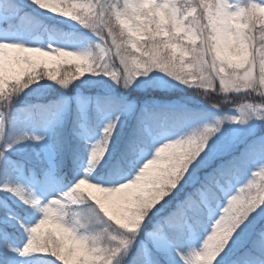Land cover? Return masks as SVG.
<instances>
[{
  "label": "snow or ice",
  "instance_id": "snow-or-ice-1",
  "mask_svg": "<svg viewBox=\"0 0 264 264\" xmlns=\"http://www.w3.org/2000/svg\"><path fill=\"white\" fill-rule=\"evenodd\" d=\"M32 5L95 40L74 50L0 39V264H22L14 254H43L47 264H264V0H0V31H14ZM89 74L125 90L174 80L218 98L217 111L146 104L123 134L117 116L89 149L95 176L45 199L14 175L23 164L7 155L45 137L8 129L16 112L52 105L17 108L16 100L45 78L67 89ZM71 100L54 105L68 111ZM75 100L86 117L91 98ZM104 102L137 111L131 100ZM110 145L114 166L105 168ZM9 193L25 206L9 207ZM33 208L42 215L26 225ZM20 228L28 238L16 247Z\"/></svg>",
  "mask_w": 264,
  "mask_h": 264
},
{
  "label": "rangeland",
  "instance_id": "rangeland-1",
  "mask_svg": "<svg viewBox=\"0 0 264 264\" xmlns=\"http://www.w3.org/2000/svg\"><path fill=\"white\" fill-rule=\"evenodd\" d=\"M69 24L73 25L74 28H82L81 32L85 33L88 37H74L73 35L67 34L63 38L57 37L52 31H46L45 35L40 34L37 32V30L34 27H30L26 29L25 27L17 26L14 31L10 32H4L0 31V39L3 38H14V39H20L24 40L30 44H39L41 46H47L49 44H52L54 46H63L72 48L74 50H82L86 48L89 43L93 40H95L94 35L86 28L81 26L78 22L69 20ZM163 74H161L162 76ZM97 81L100 85H105L106 88H108L111 92L115 93L118 96H125L124 100H131L137 105V111L135 112L136 115L140 114L139 110L143 109V107L148 105H153L148 103V100L153 96H148L147 93H166L170 96L172 94H175L172 96V99L168 100L165 104L160 103L161 105H172V104H179L183 105L185 107L191 108L195 110L198 113L202 114H208L211 118L212 113L216 112V109L212 108V103L217 102L218 98H215L212 100V102H209L207 98L200 95L198 90L195 88L187 87L183 84H180L176 81H171L167 86L164 87H151L149 88L146 83H139L134 84L131 88L125 90L119 85H117L114 81H112L107 76H94V75H87L85 77H81V80L88 81L90 80ZM165 79H168L165 77ZM142 81H147V77H141ZM160 81V76H157L154 78L153 82ZM60 86V85H59ZM145 93V99L141 100L138 98V94H144ZM80 94H75L71 97V106L75 103L76 100L75 97ZM84 97H88L85 95H82ZM113 97V96H112ZM91 98V102L88 106V108L96 104V100L98 98L89 97ZM158 99V98H156ZM100 100V99H99ZM154 101V100H153ZM70 106V107H71ZM121 106V105H120ZM118 106V108L120 107ZM227 107V105L223 106ZM78 110V109H77ZM119 117L120 122L117 125V128L120 130L127 129L130 120L133 119V114H129L122 106L119 109ZM67 114V115H66ZM70 109L68 111H64V106L61 104L58 107V111L55 112L51 117L47 118L45 122L41 125H38L35 123V120L33 119L32 114H18L15 113V118L12 121V123L9 125V134H16L20 132H26L29 135L35 134V135H41L44 136L43 141H35L32 139L22 140L19 143L13 144L12 148L8 149L7 155L9 159L19 161L23 164V168L19 170L14 171V175L19 177L20 181L26 185L38 188L42 193L45 194L44 198H48V194H57L61 193L63 191H66L68 188H70L77 179L84 177L86 175L88 176H95V170L96 165H93L90 161L89 156V149L91 146L96 143L97 141L102 139V133L104 126L110 121L117 117V115H113L114 113L111 112H105L100 111V116L97 121V127L98 131H91L89 129L88 124L81 123L79 126V130L75 131V136L80 141V144L82 145V156L74 161L75 166L73 170V176L70 183H65L63 181V177L58 173V164L55 159V154L53 152V146L51 144V137H52V131L54 127H56L58 124H62L64 121V116H70ZM159 132L163 134H167L169 129H158ZM70 139H65L66 146L70 143ZM25 145H31L32 151L34 152V155L36 157H40L42 159V165L41 170L36 168H28L27 162H25L23 159H15L13 158L12 154L15 152L14 149H16L18 152V148ZM13 152V153H12ZM24 158V157H23ZM43 162H47V166H44ZM63 164V162H60ZM45 169H48L47 174H45ZM12 201L20 202L18 198L15 196H12L10 193L9 196ZM3 197L0 196V199ZM14 199V200H13ZM9 207H13L12 204L9 203ZM5 208L0 207V214L5 213ZM42 215V213L38 212L35 208H33L32 213L29 215V217L25 220L26 225H30L31 223H35V219H32V217L39 218V216ZM13 215L10 214V217ZM28 238V233L25 231V235L20 243H15L16 247H22L23 243L26 242ZM16 255V259L22 264H30V261L27 257H21L18 254Z\"/></svg>",
  "mask_w": 264,
  "mask_h": 264
},
{
  "label": "trees",
  "instance_id": "trees-1",
  "mask_svg": "<svg viewBox=\"0 0 264 264\" xmlns=\"http://www.w3.org/2000/svg\"><path fill=\"white\" fill-rule=\"evenodd\" d=\"M30 2V0H29ZM31 15L29 17L24 18L20 21L19 26L25 27L26 29L30 28L31 26L34 27L38 33L45 35L46 31H52L57 37L63 38L65 35L70 34L74 37H88L85 33L81 32L82 28H74L73 25L69 24L68 18L54 16L53 14L46 12L39 7L32 5L29 9ZM71 70V69H69ZM62 72L65 71L64 68H61ZM112 91V90H111ZM105 85H100L95 80L84 81L81 78L74 82L72 86L65 89L62 86H59L58 83L43 79L39 81L37 84H34L31 89L26 90L25 93L21 94L19 98L16 100V107L23 108L29 105H52V108L47 112H40L38 109L33 110V119L35 123L41 125L45 122V120L53 115L55 111L58 110V107L61 104H55V101H60L63 97L72 96L75 94L85 95L88 97L99 98L101 101L100 108L97 109L96 104L91 105L87 108V116L83 118H78V110L77 106L74 103L70 107V116H65V119L62 124H58L54 127L52 131L51 137V144L53 146V152L55 154V159L58 164V173L63 177V181L65 183H69L73 176V170L75 163L74 161L82 156V145L80 141L75 136V131L79 130V126L81 123L88 124L89 129L91 131H98L97 121L100 116V111L111 112L114 113L113 115H119L120 104H108L104 101L108 100L109 98H115L117 100H124L125 96L121 97L116 95L115 93L111 92ZM161 93V92H160ZM145 94V93H144ZM113 96V97H112ZM158 98V99H156ZM154 100V101H153ZM167 99H162L160 96H153L148 100V103L161 105L165 104ZM118 106H120L118 108ZM57 109V110H56ZM141 110V109H140ZM139 110V113H140ZM18 114H29L27 112L19 111ZM137 114V113H136ZM133 114L132 121L130 123L135 125L136 117L140 114L136 115ZM67 115V114H66ZM129 127V126H128ZM167 126L159 125L158 129H166ZM168 129V128H167ZM120 134H123L124 130H120L117 128ZM104 133H102L103 137ZM65 139H70V143L66 146ZM113 140H116V136L114 134ZM31 145L21 146L17 150L14 149V153L12 154L13 158L15 159H23L27 162V167L36 168V169H43L41 168L42 159L40 157H36L34 152L32 151ZM24 157V158H23ZM63 162L61 164L60 162ZM115 161V146L110 145L109 147V154L106 155L103 160L100 162L105 168H111L114 166ZM44 166H47V162H43ZM96 170L98 167L96 166ZM3 190H0L2 193ZM10 196V193L8 194ZM9 203L12 204L13 207H24L21 202L12 201L9 197ZM33 211V210H32ZM4 215L3 213L0 216ZM10 218H15L14 216ZM25 235L24 228L19 229V233L17 234L15 243H20ZM16 246V244H15ZM30 260V264H47V261L50 259L49 257L43 256V254H33L31 256H27Z\"/></svg>",
  "mask_w": 264,
  "mask_h": 264
}]
</instances>
